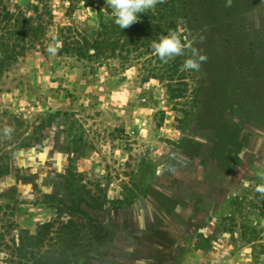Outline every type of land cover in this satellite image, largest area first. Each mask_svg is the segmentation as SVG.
Masks as SVG:
<instances>
[{
    "label": "rangeland",
    "instance_id": "374dc122",
    "mask_svg": "<svg viewBox=\"0 0 264 264\" xmlns=\"http://www.w3.org/2000/svg\"><path fill=\"white\" fill-rule=\"evenodd\" d=\"M180 1L125 30L106 0H0V244L57 222L76 249L44 264H264V0ZM181 24L168 63L122 49Z\"/></svg>",
    "mask_w": 264,
    "mask_h": 264
},
{
    "label": "trees",
    "instance_id": "16d2710c",
    "mask_svg": "<svg viewBox=\"0 0 264 264\" xmlns=\"http://www.w3.org/2000/svg\"><path fill=\"white\" fill-rule=\"evenodd\" d=\"M174 6L175 9V18L179 16L178 12L185 3H182L180 0H173L170 4ZM169 4H162L160 7L164 8V11L170 8ZM160 10V14L164 12ZM74 13V8L70 10V13L67 14V18L71 17ZM157 17H153V21H157ZM165 19V18H163ZM142 20V26L147 28L149 26V20L146 18H140ZM136 23L133 25L135 26ZM156 29V27H154ZM126 30V29H125ZM62 31L71 32L72 29L66 28ZM9 43L16 45L12 51L13 56L21 57L24 55L25 50L18 51V46L21 43H24L27 39V32L20 29L17 31L16 36H13L11 32H8ZM158 37V36H157ZM160 39L155 41L154 37H144L143 39H135L127 43H123L122 49L130 46L134 49L127 51V54H135L136 59L141 60L154 52L153 44L154 42H159ZM119 45V44H118ZM9 173L8 167L5 165L0 166V178L7 176ZM75 233L68 232V228L57 223L50 222L41 225L38 227L35 236H30L27 233H22L18 237V241H12L11 246L6 243L4 237L1 238L0 250L2 252L9 253L5 259V264H44L48 260H52L54 255H57V250H61L62 256H68L69 253L74 252L76 249ZM68 243V245H66ZM70 244V246H69ZM62 245V246H61ZM59 247L60 249H58ZM72 260L74 257H71Z\"/></svg>",
    "mask_w": 264,
    "mask_h": 264
},
{
    "label": "clouds",
    "instance_id": "9594fccd",
    "mask_svg": "<svg viewBox=\"0 0 264 264\" xmlns=\"http://www.w3.org/2000/svg\"><path fill=\"white\" fill-rule=\"evenodd\" d=\"M165 2L166 0H106V4L112 9L114 22L120 29L129 28L139 22L140 14ZM230 5L231 0H228V6ZM153 47L159 59L164 63H168L174 57L184 55L185 48H191L188 29L183 24L178 25L167 35L161 37L159 42H154ZM206 59L207 57L204 55H199L197 58V53L193 49V58L185 60L180 70L198 71L201 63ZM257 191L264 193V185L259 186Z\"/></svg>",
    "mask_w": 264,
    "mask_h": 264
}]
</instances>
